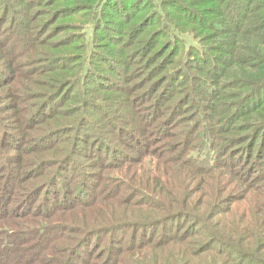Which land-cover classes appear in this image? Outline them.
I'll use <instances>...</instances> for the list:
<instances>
[{
    "label": "rangeland",
    "instance_id": "374dc122",
    "mask_svg": "<svg viewBox=\"0 0 264 264\" xmlns=\"http://www.w3.org/2000/svg\"><path fill=\"white\" fill-rule=\"evenodd\" d=\"M49 1L5 0L10 10L5 7L3 12L4 4L0 3V134L1 132L17 134L16 140L22 138L25 142L23 149L26 150L31 146L38 145L40 143L38 138L53 127L71 126L72 129L80 119L81 113L86 114L88 118L86 122L91 124L90 127H94L92 129L84 122L79 131H70L50 137L44 143L45 150H40L38 147L28 155L25 154L20 161L23 166L16 172L18 176L24 175L25 170L31 168L39 158L55 161L52 167L48 166L44 169L47 175L56 166H58L59 172H64V176H58L56 184L52 186L51 192L53 193L44 194L45 198L48 197V202L44 206L50 209L58 207L62 200L60 206L63 207L53 218L54 223L65 226L62 244L71 245L74 239L79 236L77 233L79 228L101 227L102 225L107 226L112 221L120 222V217L124 212L125 216L137 219L144 217L141 212L157 209L158 204L163 203L165 206L172 202V206H176L174 199H171L170 196L172 184L179 196L185 197L187 194L191 196V199L181 198L179 200L185 208L191 205L193 210L210 224L222 220L225 229L220 224L219 227L225 236L232 235L234 230L235 233L237 231L243 233V229L246 227L248 230L250 228L256 230L255 237H257V230L264 227L260 224L261 219H264V213L256 205L258 198H264V183L259 190L248 189L255 196L246 202L241 201L231 211L233 214L225 215L224 213V210L230 205L229 201L223 200L224 203L218 211L214 208L208 209V206L203 203L204 197L223 195L221 192L223 183L233 184V181L236 180L232 174L228 173L226 165L228 162L237 164L244 160L246 155L244 149L237 144H232L245 132H251L252 129L245 131L243 125L250 121V116L252 118L257 113L264 114V109L261 110L264 108V95L257 96V99L254 94L248 97L249 94L246 91L249 89L240 91L231 85L230 80L227 81L228 76L223 77V73L226 74L233 69L238 70L236 66H230L235 58L233 53L226 57L223 53L211 51L216 60L212 72H207V68L211 65L206 64L204 60L209 53L207 49H210V46H216L214 38L202 41L203 45H208V48L204 49L203 57L197 56L195 53L192 54L194 48H186L187 42L193 44L198 42L193 36L195 33L201 32L200 29L205 28L203 24L199 29L190 23L191 20H197L200 14L195 15L188 12L185 3L186 7L182 6V9L175 12L172 7H167V2H165L163 3L165 7H162L164 16L163 19H160L159 25L146 27L136 43L134 35L126 37L123 34V28H127L129 23L131 26L137 20L136 18L130 19V16H140L142 19L148 15L150 1L140 0L138 3H131V0H127L129 5L122 10H119L116 2H112V10H116V13L107 11L110 12L107 19L111 20L112 13L115 14V24L110 26L117 28L118 32L113 34L110 29H107L105 36L109 40L105 41L104 38L95 36L94 19L90 12H86L83 19H80L76 14L62 15L52 21L43 33L40 30L28 29L26 26L28 16L32 17L30 23L32 26L41 25L46 18L49 20V15L46 13L53 10L54 6L64 5V3L71 4L72 0H52V5L46 4ZM82 1L95 2V0ZM250 1H215V9L218 11L216 17L220 21L219 24L226 30H234L230 25L232 23L229 22L231 18H234L235 6L249 7ZM204 6H208V3ZM204 6L199 2L196 9ZM138 9L139 11H137ZM243 14L245 13L243 12ZM168 18L171 21L173 19L175 24L187 31L184 33L187 42L184 43L175 37L169 44L167 40H169L171 32L167 27H164L167 26L165 22L168 21ZM207 18L210 20L213 17ZM66 24L75 25L62 29L61 25ZM78 24H84V26ZM156 30L160 32L159 41L152 46L148 43V46L145 47V41ZM98 33L102 34L100 31ZM206 33L214 34L211 30ZM224 35L225 38L234 36V34L227 33ZM116 36L119 38L116 39ZM243 36L245 38L247 35ZM34 38L36 41H32ZM89 39H92L91 43H88ZM120 39L124 40L123 44L130 45L118 47L120 44H117V41ZM40 40L43 43H39ZM141 41L144 42L141 43ZM65 42L67 44H64ZM81 42L84 45L81 49L83 51L98 50L95 44L103 42L106 45L104 48L106 53H112L108 52L112 48L122 53H118L114 60L110 56L104 55V59L96 60L99 67L82 61L83 65L90 68L84 76V80L87 82L82 87L76 82L73 92L70 93L66 90L63 95L56 97L63 86L65 88V85L59 87L62 76L75 70L78 63L74 61L75 57L72 55L64 63L57 65L56 62L59 59L53 58V56L64 51L74 54ZM240 46L245 47L240 52L246 54L247 63L253 64L251 70H254V66L260 60H256L249 51H246L250 49V45L240 43ZM176 47L180 49L179 54L177 49L175 50ZM175 72L180 75L176 76ZM211 88L212 93L209 91ZM236 93L241 96H236ZM47 95H49L48 100L50 101L41 103ZM98 100H101V103H98ZM257 100L259 101L258 106L262 107H257L255 111H249L245 115L244 113L249 108H253V102ZM37 107H40V110L33 120H26ZM234 108H240L237 113H233L236 115L234 121H225ZM34 121L37 122L33 123ZM204 121L206 122L204 127L208 131L222 125V128L226 129L222 130L220 134L227 138H235L232 139L234 140L232 142L223 143L219 148L221 149L220 155H222L220 157L222 168L209 174L200 172L201 167H195L185 160L187 150L185 145H193L199 140L202 129L197 125L204 124ZM97 134L100 137H97ZM90 135L91 137H89ZM261 136H264V133H261ZM8 139L12 144L15 143L13 138L8 137ZM1 140L0 135V142ZM240 140H236V142ZM239 145L245 146L243 143ZM10 146L18 147L19 143ZM76 146L77 153L73 155L70 164L66 163L68 157L65 158V155L69 150L75 151ZM13 152L15 150L8 147L2 151V155H9ZM224 152L226 153L222 154ZM253 152H248L251 156L249 172L251 175H256L259 170L263 173L264 147L261 155L257 153L252 156ZM2 161L4 160L1 159L0 163ZM63 163L67 166H64ZM7 164L13 166L9 161ZM236 168L245 169V165L240 164ZM84 172L87 173V176L83 178ZM149 175L152 178L157 175L161 180H168V182L162 181L163 193L166 194L165 199L148 200L144 194H141V190H143L141 186ZM134 177L136 181L132 180ZM37 178L39 177L31 176L25 179L23 186L30 187L33 185L31 183L38 180ZM80 181L83 184L73 189L74 183ZM203 182L205 184L201 187ZM241 182L242 180L239 179L240 184H242ZM182 186L186 191H182ZM61 187L64 189L63 192L60 190ZM187 190L190 192L188 193ZM92 192H94L93 199H97L95 203L83 204L80 207L73 206L79 204L80 201H90ZM58 193H60L59 196ZM42 198L43 194L38 196L33 207ZM55 202L58 204H54ZM203 209L205 211H202ZM247 222L250 223L249 227L246 226ZM186 229L194 232L186 239H199L201 245H205L209 239L205 236L206 230L201 225L194 226V222L185 218H177L173 222L171 220L164 226L153 229L151 235L154 240H157L162 233L172 236L174 233L179 234ZM131 232L133 231L128 230L125 233L120 245L129 242ZM261 232L264 234V228L261 229ZM261 232L258 234L260 235ZM248 234H251V231ZM101 236L103 235L95 236L92 239L97 245L100 244L95 251V247L92 250L90 246L86 250L89 253L94 251L93 254H96L97 257L91 259L97 262L104 258L108 250L105 249V246L109 235H104L102 238ZM243 236H240L241 240ZM213 252H221L223 257L229 256L231 260L237 261L238 256L235 253L228 249H222L216 244L209 252L200 253L195 263L206 264V261L211 258V254H214ZM154 256L155 254L148 253L146 256L143 255L141 261ZM171 256H175V253L169 250L165 252L163 258L173 261ZM223 257L217 254L215 258L219 260ZM122 259L123 263L117 264H134V256L131 252L123 253ZM172 264H178V262H172ZM223 264H229L228 260ZM230 264L233 263L230 261Z\"/></svg>",
    "mask_w": 264,
    "mask_h": 264
},
{
    "label": "trees",
    "instance_id": "16d2710c",
    "mask_svg": "<svg viewBox=\"0 0 264 264\" xmlns=\"http://www.w3.org/2000/svg\"><path fill=\"white\" fill-rule=\"evenodd\" d=\"M34 1V0H33ZM47 1V0H44ZM140 0H131L132 2L138 3ZM145 1V0H141ZM150 8L149 14L140 19V16H130V19H137L132 23V25L126 28H123V34L128 36H133L136 38V43L138 42V38L142 31L150 26L157 25L163 19V10L162 7H165L163 3L167 2V7H172V9L177 12L179 9L187 6V11L192 14L198 15L197 20H191L190 23L193 24V27H200L201 24L205 26L204 29H200L201 32H197L198 35L194 34L193 38L198 42L193 44L192 42H187L186 35L184 34L187 31L182 30L175 22L168 18L165 24L170 32L171 36L169 37V44L171 43L173 38H177L182 42H187V47L194 48L192 54H196L197 56L203 57L204 49L208 48V45H203L202 41H207L209 39H215L216 46L207 49L211 54V51H215L219 54L229 55L233 53L235 55L234 62L230 64V66H236L238 70L233 69L231 72L223 73V77H227V81H231V85L237 87L238 90L243 91L247 90L248 97L251 94H254L256 99L257 96L264 95V0H251L249 3V7L244 6H235L234 18H231L229 23L233 26L234 30H226L222 25H220V21L217 20L216 14L218 11L215 9L216 5L215 1L218 0H149ZM188 1V2H186ZM52 0L46 2V4L52 5ZM112 2H116L119 6V10L125 9L127 7V0H95V2H84L82 0H72L71 4H60L54 6L53 10H50L46 14L49 15V20L46 18L41 25L32 26L31 16H28L27 28H32L33 30L45 31L46 27L55 21L58 17L62 15H72L76 14L80 19H83L86 15V12H90L93 21V29L95 30V36L98 38H104L105 41H108L109 38L105 36V31L110 29L113 34L118 32V29L110 26L115 24L114 16L116 10H112ZM199 2L202 6L208 3V6H204L203 8L196 9L199 6ZM220 2V1H219ZM0 3H3L4 6L2 8V12L5 7L9 8L6 5L5 0H0ZM186 4V6L184 5ZM78 6V7H75ZM183 6V7H182ZM234 7V6H233ZM10 10V8H9ZM112 11L111 20L107 19L110 16V12ZM139 11V9L137 10ZM243 12L245 14H243ZM185 13V12H184ZM27 14V13H26ZM189 14V13H187ZM210 20L207 17H211ZM138 21V22H137ZM25 25V23L23 22ZM66 24L61 25L62 29L71 27L75 24ZM84 26V24H78ZM159 25V24H158ZM162 26V25H161ZM161 27V28H164ZM159 28V29H161ZM211 30L214 34H207L206 31ZM100 31L99 34L98 32ZM232 31V32H231ZM38 32V31H36ZM83 35V32H81ZM204 33V34H202ZM225 33L234 34L233 37L225 38ZM167 34V31H166ZM159 30L153 31L150 37L145 41L146 45L148 43L155 45L159 41ZM243 35H247L245 38ZM40 36V35H39ZM75 37V35H74ZM133 37V38H134ZM119 37L116 36V39ZM132 38V39H133ZM32 41H36L34 38ZM92 39L88 40V43H91ZM104 42V41H103ZM103 42L100 44H95L98 50H86L83 51L84 45L83 42L80 43V47L77 46V50L74 54H70L67 51L60 52L58 55L53 56V58H58L56 64L64 63V61L73 55L74 61L77 62V67L75 70L71 72H67L62 76V80L60 81V85L63 86L61 92L56 96L63 95V93L67 90L70 93L74 91L73 87L76 82L78 85L82 87L87 81L84 80V76L90 70L89 66H85L82 64V61H86L90 63L92 66H97L96 60L100 61V59H104V55H108L112 58V60L116 59V55L119 52L118 50L112 48V50L106 53L104 48L106 47ZM144 41H141L143 43ZM39 43H43L42 40ZM124 40L120 39L117 41L118 47H123L124 45L128 47L130 44H123ZM242 45H250L249 51L251 55L256 60H260L259 63L254 66V70H251L253 64H248L246 60V54H242L240 50H244V46ZM64 44H67L65 42ZM95 48V49H96ZM177 49V53L179 54L180 49ZM190 49V50H191ZM217 49V50H216ZM137 50V49H136ZM93 51V53H92ZM140 51V50H139ZM138 52V50H137ZM96 53V54H94ZM139 53V52H138ZM172 53V52H171ZM207 53L205 58L206 64H210L209 68H207V72H212L213 66L215 65V55H210ZM77 54V55H76ZM126 55V52H125ZM173 55V54H172ZM170 57V56H169ZM73 59V58H72ZM71 59V60H72ZM49 60V59H48ZM70 60V61H71ZM69 62V61H68ZM70 63V62H69ZM74 64V63H72ZM225 64V63H224ZM241 65V66H240ZM226 68L227 65L225 64ZM248 72H247V71ZM101 71V70H99ZM179 71V70H177ZM258 71V72H255ZM181 73V72H180ZM175 75H180L178 72H175ZM84 90V88H83ZM212 93V88L209 89ZM240 95L236 93V96ZM42 96V95H41ZM48 96L41 102L48 100ZM245 96V95H243ZM246 97V96H245ZM246 99V98H245ZM50 101V100H48ZM98 103H101V100H98ZM259 101L253 102V108H249L245 115L249 113V111L256 110ZM39 106V105H38ZM41 106V105H40ZM235 106V105H234ZM240 108H234V111L226 118L225 121L232 122L236 118L233 113H237V110ZM264 108H261L263 110ZM40 107L35 108L31 114L26 118V120H33L36 113H38ZM203 118V117H202ZM201 118V119H202ZM250 121L243 123L244 130L251 132H245V134L241 135L236 140H242L236 142L233 137L227 138L226 136L221 135L222 130L226 128H222V125L216 127L212 131H208L204 126H206V122L201 125H197V127H201L202 132L199 135V140L193 145H185L187 147L185 160L190 162L195 167H201L200 172L204 174H209L214 171H219L222 168V164L220 162L221 149H219L223 143L233 142L232 145L237 144L239 147L244 149V154L246 158L244 160L239 161L237 164H233L228 162L226 167L228 173L232 174L236 179L232 183H223L221 188V192L223 195L217 196H207L204 197L203 203L208 206V209L219 210L222 207V203L224 201H229L230 205L224 210L225 215L233 214L231 211L233 208H236L241 201H248L252 196L249 192L250 190H259L263 186L264 181V172L261 170L256 172V175H251L249 172V167L251 165L250 155L260 154L262 148L264 147V136L260 137L261 133H264V114H255L252 118L249 117ZM88 118L86 114L81 113L80 119L75 123V126L71 129V126L65 127H53L48 130L44 135L42 134L38 139L40 143L38 145H34L29 147V149H23L25 142L22 138L16 140L18 138L15 133H4L1 132L2 140L0 142V160L3 159L0 163V264H117L123 263L122 254L126 252H131L132 256H134L133 263L134 264H172V262H178V264H196L195 260L198 259L200 253L209 252L213 245H219L222 249H228L232 253H235L237 257V261L231 260L229 256L223 257L221 252H213L211 254V258L208 259L206 264H223L224 261L228 260V263L233 264H264V240L263 233L261 227L257 230L250 228V230L244 227L243 233H235V230L232 235L225 236L224 232L219 227V224L223 226L225 229L224 222L222 220L218 221V223L210 224L204 217L198 215L191 205L186 206V208L182 205V202L179 200L181 198L191 199L190 195L182 197L179 196L178 192L173 189L172 184V193L170 196L171 199H174L175 205L172 206V202L168 203L164 206V204H158L157 209L151 211H143L141 215L144 216L142 218H132L128 215H121V221H112L110 224L102 225L101 227H82L78 229L79 236H77L71 245L62 244L64 227L62 225H58L54 223L53 218L55 214H58L61 211L63 206H60L62 200L60 201V205L57 207L50 209L47 206H44L48 202V197H44V194H51V188L54 184H56V180L58 176L63 177L64 172H59L58 166L54 169H51L47 175V172H44L46 167H52L55 163L54 160L51 159H37L36 163L31 166V168L26 169L24 175L18 176L16 174L17 169L23 166V163L20 162L23 157L40 148V150H45V142L49 140L50 137L59 136L61 133H66L70 131H79L80 126L85 125L90 127V123L86 122ZM224 121V122H225ZM37 121H34L35 123ZM223 122V123H224ZM194 124V123H193ZM196 127V126H195ZM194 127V128H195ZM92 128V127H90ZM94 128V127H93ZM92 128V129H93ZM13 138L15 143L12 144L11 140L8 139ZM91 137V135L89 136ZM97 137H100L97 134ZM260 137V138H259ZM226 139L227 141H225ZM19 146H10L17 145ZM7 143V144H5ZM43 143V144H42ZM244 144L245 146H241L239 144ZM102 145V144H100ZM11 147L15 152L9 155H2V151L6 148ZM77 146L75 151L69 150L65 155L67 158L66 163L70 164L71 159H73V155L77 153ZM249 152V153H248ZM72 153V156H70ZM226 152L222 153L225 154ZM261 155V154H260ZM70 156V157H69ZM224 157V156H223ZM70 158V160H69ZM12 163L7 164V162ZM54 161V162H53ZM59 164V162L57 161ZM245 165V169L236 168L238 165ZM64 166H67L63 163ZM62 165V167H63ZM61 167V168H62ZM83 178L87 176V173H83ZM31 176H38V180L36 182L31 183L30 187L23 186V182L25 179ZM43 177V178H42ZM239 179L242 180V184L239 183ZM136 181L134 177L132 179ZM127 181V180H126ZM163 182H168L167 179H160L159 176L154 175L152 178L151 175L147 176L143 186L141 188V194H144L148 200H158L165 199L166 194L163 193ZM239 183V184H238ZM82 181L74 183L73 189L81 186ZM127 185L131 186L126 182ZM205 183H202V186ZM255 185V186H254ZM258 185V186H257ZM128 186V187H129ZM202 189V188H201ZM63 192V187L60 188ZM248 190V191H247ZM84 191V190H83ZM182 191H186V189L182 186ZM188 193L190 190H187ZM82 192V191H81ZM148 192V193H147ZM253 192V191H251ZM68 193V192H67ZM43 194L42 200H40L34 207L33 203L38 198V196ZM60 193H58V196ZM92 199L90 201H83L79 204H74V207H80L83 204H92L95 201L93 199L94 192L90 194ZM146 199V198H145ZM224 200V201H223ZM79 201V200H77ZM223 201V202H222ZM159 203V202H158ZM221 203V204H219ZM54 204H58L55 202ZM257 207L260 209L262 213H264V198L260 197L256 201ZM60 208V209H59ZM202 211H205L203 209ZM125 216V217H124ZM123 217V218H122ZM177 218H185L194 222L195 225H201L203 229L206 230L205 236L209 237L206 241L205 245H201L199 239H186L194 234L191 230H184L183 232L174 235L162 233L161 236L157 240L153 239L151 232L153 229L158 228L159 226H164L165 223H168L172 220V222ZM264 225V219L260 221ZM250 223L247 222L246 226L249 227ZM253 223L251 224V226ZM235 229V227H234ZM131 230L129 236V242L126 244H122L125 233ZM251 231V234H248ZM258 232H261L260 235ZM207 234V235H206ZM100 235H109L106 240L105 249H108L104 258L101 259L100 262L93 260L91 258H96V254H93L94 251L99 247L95 241H92L93 237ZM136 235V237H135ZM244 235V236H243ZM101 236V238L103 237ZM242 237V240L240 239ZM100 238V239H101ZM238 238V239H237ZM185 239V240H184ZM254 239V241H253ZM207 245V246H206ZM88 246L91 247L92 253L87 252ZM84 247V250H82ZM171 251L175 253V256H171L173 261L166 260L163 258V255L167 251ZM148 253H153L155 256L153 258H149L141 261L143 255H147ZM220 255L221 259L217 260L215 257ZM137 256V258H135ZM159 258V260H158Z\"/></svg>",
    "mask_w": 264,
    "mask_h": 264
}]
</instances>
